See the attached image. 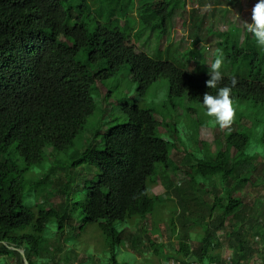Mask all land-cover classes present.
<instances>
[{
	"label": "trees",
	"instance_id": "1",
	"mask_svg": "<svg viewBox=\"0 0 264 264\" xmlns=\"http://www.w3.org/2000/svg\"><path fill=\"white\" fill-rule=\"evenodd\" d=\"M188 1L0 0V264H11L10 259L15 264H68L63 254L69 250L67 238L89 224L98 226L111 247L110 264H122L114 250L123 244V228L150 218L164 198L151 195L147 181L157 169L177 166L166 137L169 128L137 102L124 104L115 117L107 115L93 145L73 163L59 164L97 111L94 76L99 73L106 82L127 67L141 95L162 80L170 98L203 107L204 93L217 92L206 86L208 72L202 69L209 70L216 48L228 66L220 70L218 87L232 88L235 118L230 132L223 129L225 141H216V153L208 143L194 141L202 157L187 172L191 181L172 192L178 197L172 237L181 241V250L169 255L166 264H255L256 257L264 264V198L248 215L244 200L233 196L259 167L264 173V49L247 34L241 39L237 27L214 33L208 26L204 36L213 35L214 43L203 44L204 37L195 41V68L189 71L179 57L153 58L127 44L147 27L163 25L158 33L165 38L173 13L185 10ZM159 49L167 53L172 46ZM232 71L237 74H228ZM98 113L96 119L106 115ZM45 161L56 164L43 168ZM83 165L90 167V176L82 173ZM57 168L64 174L57 175ZM196 176L214 182L212 191L198 188L213 195V203L195 192ZM53 183L59 194L54 203L49 200L54 189L48 187ZM257 185L264 189V182ZM179 218L185 221L182 229ZM198 226L202 237L194 250L190 229ZM47 236L58 239L52 243ZM226 245L228 260L220 252Z\"/></svg>",
	"mask_w": 264,
	"mask_h": 264
},
{
	"label": "rangeland",
	"instance_id": "2",
	"mask_svg": "<svg viewBox=\"0 0 264 264\" xmlns=\"http://www.w3.org/2000/svg\"><path fill=\"white\" fill-rule=\"evenodd\" d=\"M256 2L257 0H189L185 10L177 8L173 13L172 27L167 35L168 37H159L158 32H162L163 25L147 27L144 28L145 31L142 35L136 36L137 39L135 41L129 40L127 44L133 46L135 51L144 52L153 58L173 59L174 57L177 59L179 57L180 60L186 63V68L189 71H193L195 68L193 62L195 41L204 37V40H202L203 44L212 45L214 43L213 35L211 37L204 36L209 33V27L212 28L214 33L225 31L226 28L237 27L241 29V39L244 34H247L255 40L252 34L245 30L244 22L251 23V10ZM207 5H211V8L206 7ZM140 23H144L141 18ZM141 27L143 31V26ZM168 45L172 46V49H169L167 53L159 49V47L165 49ZM197 45L195 49H198L202 43L199 42ZM188 52L191 54L189 60L185 58ZM212 59H214V56ZM210 64L208 59V65ZM202 69L204 72H208L205 67H202ZM225 69L228 71V66L224 62L220 70ZM232 73L228 74H237L236 71H232ZM94 78L98 92L96 89L93 90L92 94L99 110L97 108L94 115L90 117L86 132L77 139L67 154L61 156L63 159L59 164L67 166L73 163L80 154L89 146H92L93 138L98 129L102 128L108 120L107 115L112 114L111 118L115 117L120 113V108L126 103L137 102L140 106L153 110L158 120H164L163 122L169 128L166 137L168 138L171 155L173 152L172 159L177 166V170L173 168L163 170L160 168L157 169L155 175L149 178L147 181L149 193L151 195H163L164 198L158 200L155 212L150 218L148 217L144 221H134L130 226L123 228L121 236L123 244L121 247L115 246L114 252H116L118 263L122 264H166V262L168 263L169 255L181 250V241L172 237L173 223L171 218L176 210L175 200L178 201V197L172 192L176 191V188L181 190L191 181L187 172L191 166H197V159L202 157L200 145H197V142L194 141L197 137L198 142L208 143L212 152L216 153V141L220 140L222 143L225 141L224 130L212 123L214 118L205 115L204 108L197 102H188L186 98H170L169 86L165 81L159 80L155 82L147 89L144 95H141L137 85L131 81L127 67L121 69L116 76L106 82H103L99 73H96ZM108 89H110L109 96ZM104 111L106 115L96 119L97 113ZM99 115L100 113H98ZM114 123L116 122L114 121ZM167 128L163 125L162 133H166ZM193 155L196 157H193ZM50 164L56 163L45 161L42 167L48 168ZM82 168H84L82 173L88 174L87 170L90 167L83 165ZM32 172L36 171H29L27 180ZM54 172L57 175L64 174L63 170L58 168L54 169ZM253 175L249 184L233 192L234 197L244 200L245 205L249 207L248 215L259 209L256 201L264 198V189L257 185L264 182V173L261 172L259 167L258 171ZM31 177L36 178V175L33 174ZM85 180L87 179L85 178ZM92 180H94V177L87 181L91 182ZM196 182L195 192L203 196L206 201L213 203V195L210 193L202 194L199 189L202 192L212 191L214 182L198 176H196ZM198 183H202L205 188L200 187ZM252 183L254 185L255 183L257 184L254 186ZM48 187L54 189V193L49 196L50 202H57L59 194L54 183L52 185L49 184ZM81 193L82 189H78L75 195L78 197ZM41 200L42 198L38 201ZM177 214H179V211ZM177 214H175V217ZM75 221V225L80 226L76 217ZM176 221L177 226L182 229L185 221L180 218ZM65 230V234H68L70 227H66ZM190 230L191 245L195 250L199 247L202 230L199 226ZM47 237L49 242L52 243V240L58 239L54 236ZM61 240H63V243L66 242L64 239ZM66 246L69 250H65L63 254L68 257V264H110L112 262V249L96 224L85 225L82 230L75 231V234L67 238ZM220 252L224 260L230 259L231 251L229 246L226 245ZM61 257L63 258V256ZM256 259L255 264H260L259 257H256ZM2 261L3 259L0 258V262ZM9 262L12 264L14 261L10 259Z\"/></svg>",
	"mask_w": 264,
	"mask_h": 264
},
{
	"label": "clouds",
	"instance_id": "3",
	"mask_svg": "<svg viewBox=\"0 0 264 264\" xmlns=\"http://www.w3.org/2000/svg\"><path fill=\"white\" fill-rule=\"evenodd\" d=\"M209 9L211 5H207ZM245 30L252 34L255 43L261 49H264V0H257L251 10V23L244 22ZM214 59L209 65L208 79L206 86L208 88L217 89L215 95L205 92L203 95L202 105L205 109V115L214 118L212 123L218 125L221 129L231 130V125L235 118V108L231 98L232 88L228 85L218 87L223 79L220 71L223 66V53L216 49L213 53ZM237 83L236 78H231L232 86Z\"/></svg>",
	"mask_w": 264,
	"mask_h": 264
},
{
	"label": "built area",
	"instance_id": "4",
	"mask_svg": "<svg viewBox=\"0 0 264 264\" xmlns=\"http://www.w3.org/2000/svg\"><path fill=\"white\" fill-rule=\"evenodd\" d=\"M189 264H198V263H196V262H192V263H189ZM220 264H233L232 262H224V263H220Z\"/></svg>",
	"mask_w": 264,
	"mask_h": 264
},
{
	"label": "water",
	"instance_id": "5",
	"mask_svg": "<svg viewBox=\"0 0 264 264\" xmlns=\"http://www.w3.org/2000/svg\"><path fill=\"white\" fill-rule=\"evenodd\" d=\"M27 263V262H26ZM28 264V263H27Z\"/></svg>",
	"mask_w": 264,
	"mask_h": 264
}]
</instances>
